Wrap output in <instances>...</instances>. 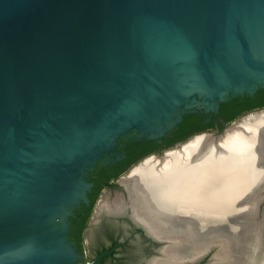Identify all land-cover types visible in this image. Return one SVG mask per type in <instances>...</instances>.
<instances>
[{"label":"water","instance_id":"water-1","mask_svg":"<svg viewBox=\"0 0 264 264\" xmlns=\"http://www.w3.org/2000/svg\"><path fill=\"white\" fill-rule=\"evenodd\" d=\"M259 87L264 0H0V264L71 257L78 170L118 138Z\"/></svg>","mask_w":264,"mask_h":264},{"label":"bare ground","instance_id":"bare-ground-1","mask_svg":"<svg viewBox=\"0 0 264 264\" xmlns=\"http://www.w3.org/2000/svg\"><path fill=\"white\" fill-rule=\"evenodd\" d=\"M227 133L220 142L203 136L158 160L149 157L133 170L130 180L142 193L131 198L134 214L168 242L162 251L165 257L152 264H181L211 245L219 247L213 264H264V210L259 212L264 195V117H251ZM182 188L190 194L180 192ZM193 190L199 197L194 198ZM173 206L178 212L197 214L194 219H174Z\"/></svg>","mask_w":264,"mask_h":264},{"label":"flooded vegetation","instance_id":"flooded-vegetation-1","mask_svg":"<svg viewBox=\"0 0 264 264\" xmlns=\"http://www.w3.org/2000/svg\"><path fill=\"white\" fill-rule=\"evenodd\" d=\"M261 88H264V87H259L258 90ZM256 92H254L253 94H250V95H254ZM247 94L248 93H245L243 95H236V96L230 95L228 97V100H230L234 97H237V96H245ZM228 100H226V101H228ZM222 102H225V101H222ZM222 102H220L218 104L217 110H208L206 107H204L200 110L202 115H205L203 122L204 123H211L214 126L210 129L205 130V131L197 132L196 134L203 133L206 131H211V132H213L212 134L215 137H213L209 134H202V135H197V136L193 137L194 135H196V134H193L189 139H187L185 141L176 142L174 146H165L166 142L162 141L161 139H158L157 140V147L158 148L164 147V146L165 147L162 149L161 153L158 151H155V152L151 153L150 155H158V156H156V158H154V159L158 160L161 158V155L164 154V152L166 150L171 149V148L177 146L178 144H181V143H184L187 141L186 143H184L185 145L182 144L181 146L178 147V149L180 150V149H182V147L187 146L196 140L199 141V139L203 136H204V138H206L209 135V137L211 139L215 140V142L216 141L220 142V141L227 139V138H225V136L228 133L224 134V131L227 127L224 130H222V128L226 124V117H225V115H223L219 111ZM250 102L256 103L258 101L252 100ZM232 109H233L232 106L229 107L230 111H232ZM150 114H149L150 116H153L152 112H150ZM246 114H250V115H248L243 120H241L239 123L234 125L235 127L237 125H239L241 122H243L247 119H250L251 117L255 118V119L260 118V117H264V106L255 107V108H252L249 110H245L237 118H235V120L238 119L240 116H243ZM183 117H184V115H183ZM235 120H233V121H235ZM146 122L148 124V122H149L148 118H146ZM168 132H170V131H168ZM168 132L164 136H167ZM221 134L224 136L222 138H218V136H220ZM144 136L148 137V134H146L145 132H142L141 130H132L130 132H127L123 137H120V138H125V139L130 138V137L141 138ZM161 137H163V136H158L155 138H161ZM120 138H118L116 140L115 146H113L109 149H104L100 155H96L95 158H92V160H90L89 162H87L85 164L83 163L81 169L78 170V173H77L78 178L77 179H79V181H80L82 178L83 181H85L86 183H88L90 185L89 188L85 189V191H84V193L86 194L87 200L79 199V202L82 203L84 201L85 203H89V199H88L89 198V192L92 191L94 184L92 182H89L88 178H89V176H91L90 175L91 173L94 174V176H95L96 166H98V165L103 166V165L108 164L110 162H115V161H117V160H119L125 156V151L122 150V148H121L122 144L118 145V141ZM165 156H167V155H164V157ZM136 167H138V166H136ZM135 168L132 169L131 173L126 178L123 177V175L125 174V173H123L118 178L112 180L109 185H105V187L103 188L102 193L100 195V198H99V200L101 199V201L98 205L96 204L94 212H93L91 219L89 221V225L84 231V239L87 235L89 236L90 244H91L92 248H94L95 252H96V250H98L99 248L103 247L106 244L107 245L113 244V243L117 244V243H120L123 241H127L124 245H121L116 249L117 250L116 253L114 255H111L112 258H110V260L108 261L109 263L107 262L106 264H152L153 262L165 257L163 255V252H164L166 246L168 245V242L164 243V242L160 241L158 239L159 237L157 238V236L155 234H154L155 236L150 234L144 228L142 222L140 220H138V218L136 217V214H134L135 213L134 210L132 209L133 207L131 206L130 199L132 198V196H135L136 198H138L142 194L140 192V189L138 187H136L133 184V182L130 180V176H131V174ZM53 176H55L59 181H60V179L65 180L60 175H57V174L54 175L53 174ZM67 187H71V185L68 184ZM53 188L55 191L58 190L59 189L58 183L54 184ZM182 191L190 194V190L188 188H182L180 192H182ZM193 191H194V196L196 195L194 198L199 197L197 195L199 193V191L198 190H196V191L193 190ZM130 195H131V197H130ZM263 197H264V195H263ZM189 198H192V196L190 195ZM39 201H41V200H39ZM81 203H79V204H81ZM118 204H121L123 206V208L122 209H118V208L116 209ZM77 206H79V205H77V204L76 205H70L69 211L73 212V210ZM170 208L173 209V218L174 219H180L182 217L194 219L196 214H197V212H189V213H185L184 211L178 212V211H176V209L179 207H175V206L170 207ZM194 211H197V208H195ZM70 216L71 215L67 216V222H68L67 239H68V243L70 244L71 249L73 250L71 253V257L68 259H63L61 261L58 259H55L53 262H51V264H79L84 259V254H81L79 252L78 246L69 237V234L71 231V224H70V220H69ZM156 218H157V216H156ZM223 226H224V224H223ZM160 239H163V238H160ZM84 242H85V240H84ZM212 246L213 245H211L209 247V249ZM209 249H207L206 251H208ZM218 249H219L218 245H215L214 247H212L211 251L205 257L200 258L198 260L185 259V260L181 261V264H213L216 261L215 259H213V255H214V258H216ZM159 257H162V258H159ZM168 262H170L172 264H180V261H176V262L175 261H168Z\"/></svg>","mask_w":264,"mask_h":264},{"label":"trees","instance_id":"trees-1","mask_svg":"<svg viewBox=\"0 0 264 264\" xmlns=\"http://www.w3.org/2000/svg\"><path fill=\"white\" fill-rule=\"evenodd\" d=\"M252 100H257L258 102H250ZM231 106L233 108L232 111L229 110ZM261 106H264V88L259 89L254 95L247 94L245 96H237L222 102L219 111L226 117V124L222 130L229 126L243 111ZM204 117L205 115H202L200 111L187 113L184 115L183 120L168 132L167 136L161 138H148L144 136L141 138L130 137L119 139L118 145L122 144L121 148L125 151V156L115 162H110L103 166H96L95 176L91 173V176L88 178V181L94 184L92 191L89 192V203L82 202L73 210V214L69 218L71 224L69 237L76 243L81 254L85 252L84 231L89 225V221L105 185H109L112 180L121 176L133 165L149 156L151 153L155 151L161 153L165 146H174L176 142L185 141L197 132L212 128L214 126L213 124L203 122ZM158 139L166 142V145L158 148ZM113 245L114 243L109 245L106 244L99 248L95 252V257L99 253L112 248ZM116 251L117 250H115L112 255H114ZM110 258H112L111 255L105 257L101 264H106ZM85 263L87 262L82 261L79 264Z\"/></svg>","mask_w":264,"mask_h":264},{"label":"rangeland","instance_id":"rangeland-1","mask_svg":"<svg viewBox=\"0 0 264 264\" xmlns=\"http://www.w3.org/2000/svg\"><path fill=\"white\" fill-rule=\"evenodd\" d=\"M248 115H250V114H246V115L240 116L238 119H236L235 121H233L229 125V127H232V126L236 125L237 123H239L241 120H243ZM227 132L228 131H224V134H226ZM203 133L210 134V133H213V132L206 131V132H203ZM186 142H184V143H186ZM184 143H182V144H184ZM179 146H181V145H179ZM179 146L173 147L172 149L177 148ZM137 165H138V163H136L135 165H133L128 171L125 172V174L123 175V177L126 178L131 173L132 169L135 168ZM100 201H101V199L98 201L97 205L100 203ZM84 247H85L84 260L88 263V262H90L95 257V250H94V248H92V246L90 244V240H89V236L88 235L85 237Z\"/></svg>","mask_w":264,"mask_h":264}]
</instances>
